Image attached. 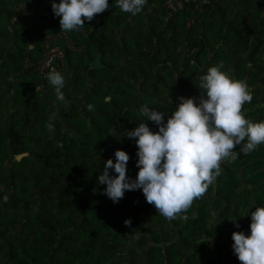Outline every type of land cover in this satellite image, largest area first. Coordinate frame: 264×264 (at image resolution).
<instances>
[{
	"label": "trees",
	"instance_id": "1",
	"mask_svg": "<svg viewBox=\"0 0 264 264\" xmlns=\"http://www.w3.org/2000/svg\"><path fill=\"white\" fill-rule=\"evenodd\" d=\"M22 1L35 9L10 26ZM222 1L201 11L190 3L168 18L164 0H147L136 16L108 0V10L85 21L88 34H67L83 50L65 51L64 99L58 101L46 80L36 91L41 79L24 66L25 59L41 57L45 38L56 33L42 23L54 16L53 1L0 0V264H241L232 234L247 235L249 213L264 207V144L222 161L205 196L180 214L187 221L155 215L163 222L139 237L145 245L140 262L134 251L129 261L120 251L136 232L129 228L154 205L142 190L126 191L114 204L102 194L106 185L98 184L117 150L129 154L127 176L135 179L138 149L126 133L146 119L142 105L171 115L179 97L199 103L200 76L221 62L232 79L253 87L242 114L264 121V0ZM94 58L99 67L91 66Z\"/></svg>",
	"mask_w": 264,
	"mask_h": 264
},
{
	"label": "clouds",
	"instance_id": "2",
	"mask_svg": "<svg viewBox=\"0 0 264 264\" xmlns=\"http://www.w3.org/2000/svg\"><path fill=\"white\" fill-rule=\"evenodd\" d=\"M117 7L136 16L147 0H115ZM109 9L108 0H53L52 11L60 18L61 32H79L85 21ZM51 63V61H49ZM221 62L200 76L199 103L193 98L179 97L177 109L167 117L147 104L139 111L146 119L126 133L137 146L139 169L135 179L127 176L128 153L117 150L115 162H104L98 184L106 185L103 195L114 204L126 191L142 190L148 204L158 214L172 221L178 217L187 221V212L193 201L201 198L221 174L220 163L235 160L240 154L248 155L264 144V121L252 122L242 114L245 103L253 99L246 82L232 79L222 71ZM47 81L55 89L56 99L63 100L65 79L59 71H50ZM92 111L94 106H87ZM55 117H52L54 119ZM145 121L153 122V132ZM50 132L55 130L48 123ZM239 145V151L235 147ZM110 170L115 175L110 174ZM251 216L250 231L232 234V249L241 264H264V207H255ZM249 214L247 216H249ZM239 228L236 218L229 220ZM131 221L126 220L125 225Z\"/></svg>",
	"mask_w": 264,
	"mask_h": 264
},
{
	"label": "built area",
	"instance_id": "3",
	"mask_svg": "<svg viewBox=\"0 0 264 264\" xmlns=\"http://www.w3.org/2000/svg\"><path fill=\"white\" fill-rule=\"evenodd\" d=\"M213 1L214 0H164L163 9L165 16L170 18L174 13L182 10L187 4L193 3L195 8L201 11V6H210ZM33 9H35V7H28L24 1L16 4L12 9L13 15L10 26L14 24L18 17H26L32 14ZM82 50L83 46L76 45L64 32H56L52 35H48L44 40L41 57L36 62H31L28 59H25L24 62L25 68L33 67L34 71L41 79L36 91H42L44 89L45 80L47 81L46 77L50 71L55 70L62 74L65 63V51L78 53ZM49 61H51V63H49Z\"/></svg>",
	"mask_w": 264,
	"mask_h": 264
},
{
	"label": "rangeland",
	"instance_id": "4",
	"mask_svg": "<svg viewBox=\"0 0 264 264\" xmlns=\"http://www.w3.org/2000/svg\"><path fill=\"white\" fill-rule=\"evenodd\" d=\"M214 4V3H213ZM212 4V5H213ZM151 13H153V12H151V11H149V12H146L145 14H144V16H143V18H140V20H138L139 21V23H140V25H142L143 23H145L146 21H147V17H151L152 16V14ZM148 23V22H147ZM260 56H264V46L262 47V49H260ZM246 56H245V62H249V60L247 59L246 60ZM96 59V58H95ZM264 69V68H263ZM247 84V83H246ZM247 86H248V84H247ZM248 91L250 92V94L252 95V91H253V87H249L248 88ZM253 96V95H252ZM108 100V99H107ZM248 104L249 103H245L244 105H243V108L244 109H248ZM177 109V108H176ZM175 109V110H176ZM243 111V110H242ZM243 113V112H242ZM169 115H165V117H168ZM87 121H89V120H87ZM204 196H205V194H204ZM7 199V198H6ZM155 215H159L158 214V211H157V209L155 208V206H152L151 208H150V210H149V212L148 213H146V214H144V215H141V219H139L138 221H136V224H135V226L133 225V226H131V228H129V232L128 233H133L134 231H136V232H134V234H130V239H129V241L127 242H125V244H124V246L122 247V249H121V251H120V255L122 256V257H124V256H126L127 257V259H126V261H129L130 260V258H132V257H130L129 255H128V251L129 250H132V251H134L135 252V255L137 256V258H136V261H142V259H143V254H144V251H145V245H143L142 244V242L140 241L141 239L139 238L141 235H143V234H146V231H145V227H152L154 224H155V222H156V220L157 221H162V219L160 220L159 218H156V216ZM213 218H215V216H213ZM212 218V219H213ZM211 219V218H210ZM210 219H209V221H210ZM163 222V221H162ZM217 222V217L214 219V223H216ZM212 223V222H211ZM136 227H138V230H137V228ZM213 239H214V237H210L209 239H208V241H213ZM211 248H212V246H211ZM208 261V258H206V260H205V263Z\"/></svg>",
	"mask_w": 264,
	"mask_h": 264
},
{
	"label": "crops",
	"instance_id": "5",
	"mask_svg": "<svg viewBox=\"0 0 264 264\" xmlns=\"http://www.w3.org/2000/svg\"><path fill=\"white\" fill-rule=\"evenodd\" d=\"M39 0H37V3H38ZM53 0H47V5H49L50 3H52ZM57 2H59V0H56ZM229 0H223L222 3H224V5L228 4ZM214 3V1L212 2V4ZM34 4V3H33ZM36 7L37 5L34 4ZM44 7V5H43ZM49 12L52 13V10H50ZM50 13V14H51ZM34 21H37V16L34 18ZM250 21L249 20H244V23L245 24H248ZM42 23L44 25H49L51 28H54L55 29V32H61V26H60V18L59 17H55V16H52V15H49V17L45 20L43 19ZM75 31L73 32H64L66 34H71V33H74ZM80 32H82V34L86 35V33L88 34V32L86 31L85 28H83ZM85 46V45H84ZM30 48H32V44L29 45ZM95 60V58H94ZM93 60V61H94Z\"/></svg>",
	"mask_w": 264,
	"mask_h": 264
},
{
	"label": "water",
	"instance_id": "6",
	"mask_svg": "<svg viewBox=\"0 0 264 264\" xmlns=\"http://www.w3.org/2000/svg\"><path fill=\"white\" fill-rule=\"evenodd\" d=\"M92 67H99V59H95L92 63H91Z\"/></svg>",
	"mask_w": 264,
	"mask_h": 264
}]
</instances>
